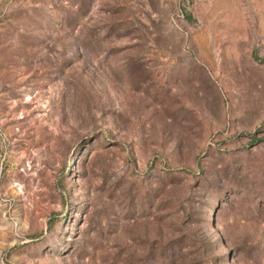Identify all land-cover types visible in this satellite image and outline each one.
Returning a JSON list of instances; mask_svg holds the SVG:
<instances>
[{"label": "rangeland", "instance_id": "1", "mask_svg": "<svg viewBox=\"0 0 264 264\" xmlns=\"http://www.w3.org/2000/svg\"><path fill=\"white\" fill-rule=\"evenodd\" d=\"M0 264H264V0H0Z\"/></svg>", "mask_w": 264, "mask_h": 264}]
</instances>
